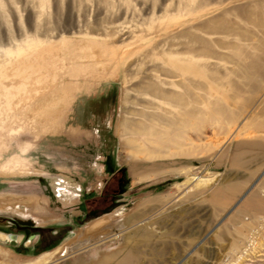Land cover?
<instances>
[{"label": "rangeland", "instance_id": "obj_1", "mask_svg": "<svg viewBox=\"0 0 264 264\" xmlns=\"http://www.w3.org/2000/svg\"><path fill=\"white\" fill-rule=\"evenodd\" d=\"M0 233V264H264V0H0Z\"/></svg>", "mask_w": 264, "mask_h": 264}, {"label": "bare ground", "instance_id": "obj_2", "mask_svg": "<svg viewBox=\"0 0 264 264\" xmlns=\"http://www.w3.org/2000/svg\"><path fill=\"white\" fill-rule=\"evenodd\" d=\"M148 92H152L154 89L150 86L149 88L146 89ZM179 97H177L176 99H178ZM179 100V99H178ZM185 102V101H183ZM183 102H182V106H183ZM179 104V103H178ZM180 106V105H179ZM181 109V108H180ZM183 109V108H182ZM188 112V111H186ZM152 113V112H151ZM156 115V114H155ZM180 115V114H179ZM185 115H187L186 113L182 114V117H184ZM143 117V116H142ZM146 118V117H145ZM151 118V117H150ZM180 119L181 116L179 117ZM185 118V117H184ZM187 118V117H186ZM148 120V117L146 118ZM146 120V121H147ZM159 121L162 124H166L168 127L173 128L176 126V118L175 120H169L168 118L166 119V117H162V116H158V117H152L151 118V123L148 125H142V127H139V129L133 130L132 134L143 138L145 141H151L149 143H155V141L158 142V144L162 141V136L163 134H161L162 131H159V128L156 124H154L152 121ZM177 121V120H176ZM180 121V120H179ZM153 123V124H152ZM180 124L182 125V127H187L186 125V121L182 120V123L180 122ZM148 129H146V127ZM169 136V133L166 134V136ZM165 136V137H166ZM154 139V141H152ZM156 142V143H157ZM163 142V141H162ZM162 144V143H161ZM152 146V145H151ZM111 217V215L109 216ZM110 228V227H109ZM105 229V230H104ZM103 230L100 231V235L105 236L110 230L106 231V228H104ZM0 238L3 239H11V236L8 235H3L0 233ZM101 237H99V235L97 236V234L95 235V233H89L88 231L85 232L84 230L80 233H78V236L73 239L71 242L68 243V245L65 247L64 249V255H70L71 252H74L75 250L79 249L81 246H83V243L86 242V240H96V239H100ZM75 253V252H74Z\"/></svg>", "mask_w": 264, "mask_h": 264}]
</instances>
